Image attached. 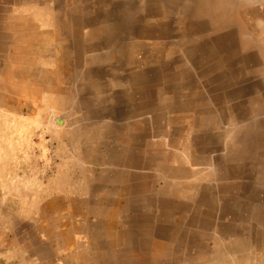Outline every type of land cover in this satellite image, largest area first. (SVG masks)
Returning <instances> with one entry per match:
<instances>
[{
    "label": "rangeland",
    "instance_id": "374dc122",
    "mask_svg": "<svg viewBox=\"0 0 264 264\" xmlns=\"http://www.w3.org/2000/svg\"><path fill=\"white\" fill-rule=\"evenodd\" d=\"M0 264H264V0H0Z\"/></svg>",
    "mask_w": 264,
    "mask_h": 264
}]
</instances>
